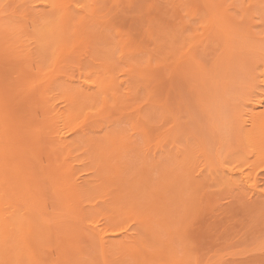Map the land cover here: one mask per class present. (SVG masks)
<instances>
[{
  "label": "rangeland",
  "instance_id": "1",
  "mask_svg": "<svg viewBox=\"0 0 264 264\" xmlns=\"http://www.w3.org/2000/svg\"><path fill=\"white\" fill-rule=\"evenodd\" d=\"M23 1L0 0V204L38 241L8 263L264 264V131L241 134L264 112V0H60V27ZM47 21L63 36L40 49Z\"/></svg>",
  "mask_w": 264,
  "mask_h": 264
},
{
  "label": "bare ground",
  "instance_id": "2",
  "mask_svg": "<svg viewBox=\"0 0 264 264\" xmlns=\"http://www.w3.org/2000/svg\"><path fill=\"white\" fill-rule=\"evenodd\" d=\"M20 1V0H19ZM23 1V0H22ZM27 2V1H26ZM25 1H23L22 3L23 4H20L21 6L23 5L24 6V4L26 3ZM29 2V1H28ZM21 3V2H20ZM53 9H54V12L55 13H57L58 14V16H57V18H58V20L56 21V23H54V25H56L57 24V26H64L65 24H71L72 23V18L70 17L71 15H70V11L71 10H69V8L68 7H66L65 5H67V3L65 4V3H63V4H65V5H63L62 4V1H60V0H53ZM50 4V3H49ZM113 4V3H112ZM26 5H28L27 3L25 4V6ZM51 5V4H50ZM24 6V9H26L27 7H25ZM22 8V7H21ZM17 12V11H16ZM50 12H51V10H50ZM14 14V13H13ZM27 17V16H26ZM9 18V17H8ZM53 20L54 19H56V18H52ZM50 20V19H49ZM37 23L39 22V21H36ZM55 22V21H54ZM37 23H35L34 22V25L35 24H37ZM51 23H53V22H51ZM50 22H43L42 24H37V26H35V27H37V29H38V32H37V30H36V32H37V36H38V34L40 33V37H38V41H37V45H39V47H40V49L43 47V49H45V48H48L49 47V45L47 46V43H49L50 41H52L53 39H59V37L60 36H63L61 33H63V32H61V33H57V31H56V29L54 28V25H52ZM9 25V24H8ZM101 26V25H100ZM8 27V26H7ZM58 27V28H59ZM3 31L4 32H6V31H9L8 30V28H7V30L5 31V28L3 29ZM12 31V30H11ZM11 31H9V32H11ZM14 31V30H13ZM13 31L11 32V34H13ZM8 32V34L7 35H9L10 33ZM19 32V31H18ZM7 33V32H6ZM87 33V32H86ZM4 35H6V34H4ZM7 35L5 36V39L7 38ZM17 35V34H16ZM19 35V34H18ZM121 35V34H120ZM35 36V35H34ZM10 37V36H9ZM19 37H20V35H19ZM36 37V36H35ZM91 37V36H90ZM1 38H3V37H1ZM0 38V39H1ZM33 38V37H32ZM63 38V37H62ZM9 39V38H8ZM7 39V40H8ZM14 39V38H13ZM37 39V38H36ZM36 39H34V41L36 40ZM3 40V39H2ZM10 40H12L11 39V37H10ZM18 40V39H17ZM60 40V39H59ZM4 41V40H3ZM15 41H16V38H15ZM19 41V40H18ZM54 41V40H53ZM4 42H6V41H4ZM58 42V41H57ZM93 42H95V41H93ZM24 43V42H23ZM36 43V42H35ZM98 43V42H97ZM16 45H17V43H16ZM22 45H24V44H21V45H18V46H22ZM8 47V46H7ZM39 47H37V48H39ZM20 48H22V47H20ZM26 48V47H25ZM8 48H6V50H7ZM39 49V50H40ZM26 50V49H25ZM31 50V49H30ZM30 50H28V51H30ZM24 51V50H23ZM23 51L21 52V53H23ZM32 53V52H31ZM31 53H29V55H28V53H26L27 55H28V58H30L34 53H32V55H31ZM25 54V53H24ZM23 55V54H22ZM27 55L25 56V57H27ZM31 58H33V56L31 57ZM262 101L261 100H258L257 101V104L255 105V107L254 108H251V111L250 112H248L247 114H246V116H247V120H245V123H249V125L251 126V128L250 129H242L241 130V134H243L242 136L244 137V139H248L249 137L248 136H250L251 134L253 135L254 133H256V132H263L264 130V127H262V126H264V112L263 113H261V112H256V108L257 107H259L260 105H262ZM50 109V108H49ZM60 112V111H59ZM58 112V113H59ZM244 130V131H243ZM31 131V130H30ZM62 132V131H61ZM254 132V133H253ZM37 133V132H36ZM0 135H1V133H0ZM8 134L6 133V138H4L5 137V135L2 137H0V154H1V151H3V155L1 154L0 155V160L2 159L1 157L2 156H5L4 154H5V150H4V148H6V146H8L7 144H11L12 145V143L10 142V141H7L8 140V136H7ZM251 135V136H252ZM256 137V136H255ZM60 138L63 140V139H65L64 138V135H63V133L61 134V136H60ZM7 139V140H6ZM247 139H246V141H245V143L247 144L248 142H247ZM76 140V139H75ZM6 143H5V142ZM8 142V143H7ZM74 142V140H70V141H68L67 143H73ZM67 145V144H66ZM4 147V148H3ZM11 147V146H10ZM12 147H13V145H12ZM3 149V150H2ZM7 149V148H6ZM8 149H11V148H8ZM23 151H25V149H23ZM22 151V152H23ZM7 152V151H6ZM25 153V152H24ZM23 154V153H22ZM24 156V155H23ZM26 156V155H25ZM24 159V158H23ZM25 161V160H24ZM211 163V162H210ZM212 168V167H211ZM222 169V168H221ZM2 172V171H1ZM223 172V171H222ZM3 173V172H2ZM13 173V172H12ZM1 174V173H0ZM228 174V173H227ZM228 175H230L231 176V178H233V174L231 175V172H230V174H228ZM14 176V175H13ZM1 178V177H0ZM3 178V177H2ZM4 180H5V178H4ZM18 180V179H17ZM16 180V181H17ZM239 180L240 181H243V182H250L251 180H252V178L250 177V176H243L242 177V179L241 178H239ZM6 181V180H5ZM1 183V182H0ZM2 185H4L3 184V181H2V183H1ZM19 186H21V185H19ZM26 186V185H25ZM252 188H250V190H249V193H252L253 195H260V194H258V186L257 185H252L251 186ZM26 188V187H25ZM9 190L11 191H8V193L10 192V196L12 195L13 196V194H12V190H11V188H9ZM14 190V189H13ZM16 191V190H15ZM14 191V192H15ZM18 191H19V189H18ZM6 193V192H5ZM19 193V192H18ZM22 193L23 192H21V195H22ZM24 194V193H23ZM15 195H17V194H14V197L13 198H16V196ZM3 196V195H2ZM9 196V197H10ZM1 197V196H0ZM23 197V196H22ZM25 197V196H24ZM13 198H12V200H13ZM19 196H17V198L16 199H18V201L19 202H21V201H23V200H19ZM29 198V197H28ZM32 198V197H31ZM26 199H27V197H26ZM29 201H30V198L28 199ZM17 200H16V202H18ZM1 202V201H0ZM4 202H6V201H4ZM27 204V203H26ZM6 207V206H5ZM0 208H1V204H0ZM3 208H1L0 209V259L1 260H3L4 258H6V257H8L7 258V260L5 259V260H3L2 262H10L11 260H14V258L16 259V260H19L20 258H22V257H20V255L21 256H26V252H28V250H27V248H24L23 249V247H25L24 245L26 244V242H28V241H33V242H36V240L38 239V237L37 236H33V231H35V229L34 228H32L31 230H29V228L30 227H32V224H31V222H25V219H27L26 221H28V215H26L27 216V218H26V216L24 217V216H22V217H24V219L23 218H21V216H20V214L19 215H17V214H14V216H12L10 213L7 215V213H6V216H5V212L2 210ZM28 210V209H27ZM33 211V210H32ZM24 213V212H23ZM25 215V214H24ZM30 215V214H29ZM34 218V217H33ZM35 220V219H34ZM31 221H33V220H31ZM29 224V225H28ZM27 230V231H26ZM130 230H132V229H130ZM24 231H25V233H24ZM97 235H98V242H99V245H100V249H101V252H102V254H104L105 255V253H107V252H109V250H111L112 249V247L114 246H116V245H114V242L115 241H113L112 239H110V237L109 236H107V235H105L103 232L101 233V231H99V233H97ZM36 237H37V239H36ZM136 235L135 234H129V232H126V233H122L121 234V238H122V242L123 243H127L128 245H132V244H134L135 245V242L137 241L136 240ZM26 241V242H25ZM38 241V240H37ZM135 241V242H134ZM112 245V246H111ZM110 247H111V249H110ZM19 252H22L21 254L19 253ZM25 252V253H24ZM24 256V257H25ZM105 260H106V257H105ZM13 262V261H12ZM14 262H16V261H14ZM20 262V261H19ZM19 262H17L18 264H20ZM22 262V261H21ZM7 263H5V264H7ZM23 263V262H22ZM107 263V260L105 261V264ZM9 264V263H8ZM13 264H15V263H13Z\"/></svg>",
  "mask_w": 264,
  "mask_h": 264
}]
</instances>
